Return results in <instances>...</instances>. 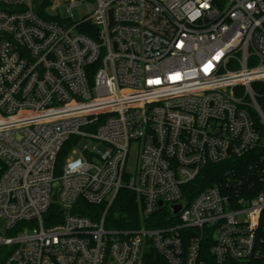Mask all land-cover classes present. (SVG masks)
I'll list each match as a JSON object with an SVG mask.
<instances>
[{
	"label": "built area",
	"instance_id": "built-area-1",
	"mask_svg": "<svg viewBox=\"0 0 264 264\" xmlns=\"http://www.w3.org/2000/svg\"><path fill=\"white\" fill-rule=\"evenodd\" d=\"M263 144L264 0H0L3 264H264V191L188 188Z\"/></svg>",
	"mask_w": 264,
	"mask_h": 264
},
{
	"label": "trees",
	"instance_id": "trees-1",
	"mask_svg": "<svg viewBox=\"0 0 264 264\" xmlns=\"http://www.w3.org/2000/svg\"><path fill=\"white\" fill-rule=\"evenodd\" d=\"M69 147H65L58 161V170H61ZM231 180L232 191L240 196L251 198L264 191V144L242 158H233L219 164L207 165L199 180L190 185L189 198H193L205 189L214 185H223ZM92 212L101 213L102 208L88 207ZM87 210V212H88ZM58 211L54 205L51 214ZM166 212L156 215L149 227H161L169 224ZM48 222V221H47ZM50 223V222H48ZM151 224V225H150ZM107 225L118 229H135L141 227V216L136 194L128 189H123L115 204L110 208ZM9 255V250L0 247V264H3Z\"/></svg>",
	"mask_w": 264,
	"mask_h": 264
},
{
	"label": "rangeland",
	"instance_id": "rangeland-1",
	"mask_svg": "<svg viewBox=\"0 0 264 264\" xmlns=\"http://www.w3.org/2000/svg\"><path fill=\"white\" fill-rule=\"evenodd\" d=\"M57 1L63 2V0H50V2H57ZM48 12H49L48 14L50 15V17L57 16V12L52 11L50 8ZM78 12L81 18L86 17L88 15L86 4L80 6L78 8ZM90 147L91 148L96 147V144H92V145L90 144ZM138 157H139V144L137 142H132L130 146V150H129L128 159L126 162V173L130 175L131 177H134L135 174L137 173ZM54 186H56V184ZM1 235L4 237H9L7 233L1 234Z\"/></svg>",
	"mask_w": 264,
	"mask_h": 264
},
{
	"label": "water",
	"instance_id": "water-1",
	"mask_svg": "<svg viewBox=\"0 0 264 264\" xmlns=\"http://www.w3.org/2000/svg\"><path fill=\"white\" fill-rule=\"evenodd\" d=\"M161 204V203H160ZM180 209V206L175 207V211L177 212Z\"/></svg>",
	"mask_w": 264,
	"mask_h": 264
}]
</instances>
